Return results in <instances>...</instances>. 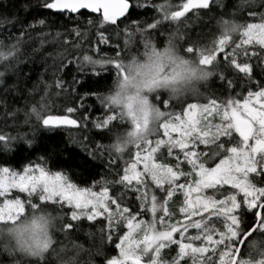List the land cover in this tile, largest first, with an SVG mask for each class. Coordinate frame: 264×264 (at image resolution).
Returning <instances> with one entry per match:
<instances>
[{
    "label": "snow or ice",
    "instance_id": "6c2138e0",
    "mask_svg": "<svg viewBox=\"0 0 264 264\" xmlns=\"http://www.w3.org/2000/svg\"><path fill=\"white\" fill-rule=\"evenodd\" d=\"M5 2L6 0H0V7H4ZM146 3L162 13L164 21H179L192 9L210 7V0H186L181 5V10H172L173 6L168 3L152 5L151 0H146ZM12 7L15 8L16 5ZM21 7L27 11L30 6L25 4ZM39 7L49 12L68 13L70 19L73 14L85 16L87 13L91 16L87 19V25L95 28L103 40L104 33L113 26L116 30L119 29L120 17L125 19L119 23H125L131 15L130 8L145 7V3L140 0H132L131 3L130 0H42ZM97 13L98 16L91 15ZM250 15L256 17L258 14L252 12ZM259 16V23L240 24L241 41L233 48L232 54L225 57L227 63L243 73L249 81L252 80V65L237 62L234 54L237 49H243L247 55V45L258 44L264 48V13ZM38 23L43 25L45 21L41 19ZM77 23L79 24V21ZM133 24L136 28L131 32H128V26H125L128 37L125 45L131 42L137 33H146L140 22L133 21ZM161 24V20H154L147 23L146 28L155 30ZM77 34H80L79 29ZM230 41L232 36L220 35L212 41L211 51L209 48L201 49L194 45L188 46L184 51L185 54H196L201 65L218 67V63L214 65L217 54L223 52ZM10 55L11 49L7 53L0 52V59ZM121 58V53L116 51L112 58L93 59L90 55H84L83 61L93 66L99 65L101 71H104L106 65H110L114 68L115 75H120ZM220 79H225L223 73L220 74ZM228 85H232L231 80H228ZM255 87L258 90H249L242 100L229 98L225 102L217 103L213 99L204 105L188 104L183 109V117L174 111L161 110L162 119L157 131L163 128L168 139L156 140L155 147H151L147 154L142 155L141 151H137L135 159L124 168L119 179L107 182L118 184L130 191L135 201L140 202L139 209L143 212L134 207L135 201H129L125 205L119 198L110 195L108 186H102L98 192L92 187L82 188L61 171L51 172L38 163L25 166L22 172L12 171L8 167L0 168V197H8L10 194L14 196L5 198L0 203V222H15L30 210L50 207L61 210V231L77 229L82 218L96 221L98 217H104L109 229L107 239L119 249V255L106 257L104 264H181L185 257H193L194 261L200 260L201 264H209L212 257L205 256L209 247L204 242L211 245L212 252L216 251L217 246L224 245L227 250L221 253V264H250L249 260L237 257L239 250L235 244L240 242V238L248 237L256 231L264 237V82L257 81ZM101 94H97V99L107 112L104 118L93 121L92 125L97 129L111 130L109 125L113 121H123L122 116L101 101ZM155 99L165 109L171 104V100L164 95L156 96ZM76 111L75 107L66 108L68 114ZM33 112L36 113L37 122H42L49 130L61 125L86 127L88 122L87 116L78 121L70 115L42 116L35 108ZM213 115L219 117V123L213 124L208 119ZM136 127L140 128L139 123ZM171 132H177L179 136L173 138ZM12 139L0 135V141L3 142L0 149L9 151ZM32 143V140L27 141L29 147ZM151 143L148 138L135 146L139 149L142 145ZM201 144L208 148V151L201 150ZM162 146L167 147L169 156L173 155L174 149H178L182 159L178 155L177 163L171 165L157 162L156 153ZM90 155L94 159L97 158L94 153ZM185 162L189 166L188 171L181 168V164ZM140 164L143 165L142 171L138 170ZM257 177L260 178L259 182ZM14 189L18 190V193H13ZM209 189L213 190V194H205V190ZM177 193L184 196L178 213L187 223L174 219L177 212L168 207L169 201ZM194 193L196 195L193 198ZM20 194L26 195L21 199ZM65 205L68 206L67 209ZM142 214H150L151 219H138ZM248 214L254 218L255 227L252 224L246 226L244 218ZM194 216H199L200 219L191 220ZM212 217L223 224V230L218 232V239L213 238L217 230L209 227ZM122 226L126 227L127 231L123 235H117L119 242L116 243L113 240V231H122ZM189 228L199 230V234L187 236ZM194 241H201V245L196 246ZM53 245L54 241L51 242V249ZM172 245L177 246L178 251L170 261H165L162 251ZM248 248L264 250V238L249 240ZM8 253L14 256L11 251ZM145 257L147 259H144ZM45 260L46 256H41L36 260V264H44ZM15 264H20V261L16 260ZM257 264H264V260L258 261Z\"/></svg>",
    "mask_w": 264,
    "mask_h": 264
},
{
    "label": "trees",
    "instance_id": "16d2710c",
    "mask_svg": "<svg viewBox=\"0 0 264 264\" xmlns=\"http://www.w3.org/2000/svg\"><path fill=\"white\" fill-rule=\"evenodd\" d=\"M140 2L145 3V7L130 8L131 15L125 23H119L124 17L119 19V29L116 30L113 26L104 33L103 40L95 28L87 25V19L91 18L87 13L85 16L73 14L70 19L68 13L60 14L40 8L42 0H6L4 7H0V52L7 53L9 49L12 51V55L0 59V135L13 138L9 151L0 149L1 168L8 167L20 172L25 166L39 163L51 172L61 171L68 175L79 187L99 189L108 186L109 194L119 198L125 205L129 201H135L130 191L118 184L107 183L118 180L124 168L135 158L136 146L120 154L110 148L113 133L126 127L125 121H113L109 125L111 130L97 129L92 125L93 121L105 117L107 110L97 99V94L108 89L115 76V70L107 65L104 71H101L99 65L93 66L83 61V56L90 55L93 59L112 58L115 52L119 51L123 57L137 51L142 47L139 33L133 39L135 46L129 43L125 45L128 38L125 26H128V32L133 31L136 28L133 21L140 22V26L146 29L147 37L159 44L174 36L185 54L184 50L188 46L206 49L219 37L217 20L220 17L233 19L240 24L259 23V14L264 13V0H252L251 3H242V0H210L209 9H193L185 13L179 21H164L162 13L149 6L146 0ZM184 2L186 0H151L152 5L171 4L172 10H181ZM25 4L30 6L27 11L21 7ZM12 5L16 7L13 8ZM252 12L258 15L252 17ZM41 19L45 21L43 25L38 23ZM154 20H161L162 24L155 30L147 29V23ZM240 37L238 31L232 36L229 46L217 54L214 65L218 63V67L208 66L214 69L215 74L201 87L198 94L181 100H171L167 109L160 105L155 97L154 102L162 111H174L181 115L188 104H208L213 99L217 103L225 102L229 98L242 100L249 90H258L255 87L256 82H264V48L256 44L247 45V55L243 49H237L234 54L237 62L252 65L251 81L225 60L226 55L232 54L233 48L240 43ZM185 55L198 57L196 54ZM221 73L225 76L224 80L220 79ZM228 80L232 81L231 86L228 85ZM67 107H75L77 111L68 114ZM33 108L42 116L70 115L78 121L87 116V126L78 128L61 125L49 130L42 122H37ZM158 131L151 137H158ZM28 140L33 141L31 147L27 144ZM0 144L3 142L0 141ZM200 149L208 151L203 144ZM90 153H94L97 158L94 159ZM259 180L258 177L257 181ZM207 194H213V190H207ZM25 195L20 194V197L23 199ZM139 203L135 201L134 207L143 212L139 209ZM67 207L65 205V209ZM139 217L148 220L150 214H142ZM198 219L200 217L195 216L193 220ZM244 219L246 226L253 224L254 218L251 214L246 215ZM211 220L209 227L217 230L213 238L218 239V232L223 230L222 221L215 217ZM61 228L62 224L54 233V245L46 254L44 264H61L62 261H70L71 264H104L106 257L119 254L115 243L107 239L109 229L104 217H98L96 221L82 218L79 227L70 231H61ZM122 228V231H113V240L116 243L119 242L117 235H123L127 230L126 227ZM198 234L199 230L189 228L186 235ZM259 238L264 237H261L258 231L250 235L242 246L239 258H247L248 241ZM193 243L196 246L201 245V241ZM204 243L209 247L205 256L212 257L209 264H221V253L227 250L224 245L217 246L216 251L212 252L211 245ZM174 252L176 255V246L172 245L166 251L165 260L170 261ZM16 260H19L20 264H36V260L29 261L27 258L9 255L8 252L0 250V264H15ZM185 262L201 264L200 260L194 261L193 257H185L181 264Z\"/></svg>",
    "mask_w": 264,
    "mask_h": 264
},
{
    "label": "clouds",
    "instance_id": "9594fccd",
    "mask_svg": "<svg viewBox=\"0 0 264 264\" xmlns=\"http://www.w3.org/2000/svg\"><path fill=\"white\" fill-rule=\"evenodd\" d=\"M251 2L242 0V3ZM239 27L240 23L233 19L217 20L219 36H233ZM138 35L142 47L121 58L122 74L115 75L101 94V101L121 113L126 123V127L113 133L110 148L117 154L142 143L157 131L162 117L154 97L164 95L170 100H181L196 95L215 74L214 69L201 65L198 57L186 56L174 36L159 44L146 34ZM129 44L135 46V40ZM212 47V44L208 47L209 51ZM61 224V214L51 208L30 210L15 222H0V250L11 251L29 261L38 260L49 253L54 233ZM245 259L257 264L264 260V250L249 249Z\"/></svg>",
    "mask_w": 264,
    "mask_h": 264
},
{
    "label": "rangeland",
    "instance_id": "374dc122",
    "mask_svg": "<svg viewBox=\"0 0 264 264\" xmlns=\"http://www.w3.org/2000/svg\"><path fill=\"white\" fill-rule=\"evenodd\" d=\"M241 36V35H240ZM241 38V37H240ZM241 40V39H240ZM256 45H258V44H256ZM258 46H260V45H258ZM198 105H204V104H198ZM181 116L183 117V114H181ZM208 119L213 123V124H216V123H219L220 121H219V117H217V116H215V115H213V116H210V117H208ZM171 136L173 137V138H176V137H178L179 136V133H177V132H171ZM158 139H163V140H167L168 139V137L167 136H165L164 135V129L163 128H160V131H158V137H154V138H152L151 136L149 137V140H151L152 141V143H151V145H142L141 146V148H137L136 149V152L137 151H141L142 152V155L143 154H147V151L148 150H150V148L151 147H155V142H156V140H158ZM181 156V159H182V154H180L179 153V150L178 149H174L173 150V155L172 156H169L168 155V150H167V147L166 146H162L159 150H158V152L156 153V158H157V162H159V163H168V164H175V163H177V159H176V157L177 156ZM135 159V158H134ZM1 168V167H0ZM181 168L183 169V170H185V171H188L189 170V166H187L186 165V162L185 163H182L181 164ZM142 169H143V165L142 164H140V165H138V170H141L142 171ZM12 171H14V170H12ZM17 172V171H16ZM20 172H22V171H20ZM258 178V177H257ZM181 182H183V179H182V181ZM100 189L101 188H99V189H93L94 191H100ZM14 191H17L18 192V190H12V192H14ZM205 194H207V190H205ZM11 195V194H10ZM9 195V196H10ZM195 193L193 194V198L195 197ZM0 197V203H2L3 202V199H5V198H14V196H12V197ZM22 199V198H21ZM183 200H184V196H183V194L182 193H177L176 194V196H174L170 201H169V204H168V207H169V209L171 210V211H175V212H177V216L176 217H174V219H180L183 223H187V221H184L183 220V217H182V215H180L179 213H178V210H179V207L180 206H182V203H183ZM112 208H113V210H115V206L113 205L112 206ZM206 216H207V214H206ZM195 217V216H194ZM194 217H191V220H193L194 219ZM138 219H142V218H140V217H138ZM151 219V215H150V217H149V219L148 220H150ZM193 221H195V220H193ZM127 231V230H126ZM187 234V233H186ZM142 235V234H141ZM237 244V243H236ZM236 244H235V247H236ZM176 250L178 251V248H177V246H176ZM166 251H167V249H164L163 251H162V256H163V258L165 257V255H166ZM226 251V250H225ZM119 255V254H118ZM172 255L175 257V252L174 253H172ZM144 259H147V257H145ZM164 260H165V258H164ZM227 260V257H225V261ZM166 261V260H165ZM221 262V261H220ZM195 264H198V263H196L195 262Z\"/></svg>",
    "mask_w": 264,
    "mask_h": 264
},
{
    "label": "water",
    "instance_id": "95a60500",
    "mask_svg": "<svg viewBox=\"0 0 264 264\" xmlns=\"http://www.w3.org/2000/svg\"><path fill=\"white\" fill-rule=\"evenodd\" d=\"M192 10H193V9H192ZM190 11H191V10H190ZM94 15H99V14L97 13V14H94ZM121 18H123V17H120L119 19H121ZM252 226L255 227V224L253 223ZM253 233H254V232H253ZM253 233H252V234H253ZM252 234H251V235H252ZM248 237H249V236H248ZM248 237L240 238V242L237 243V245H236V248L239 250L238 253H237V257H238V258H239V255H240V252H241L242 246H243L244 242L246 241V239H247Z\"/></svg>",
    "mask_w": 264,
    "mask_h": 264
}]
</instances>
